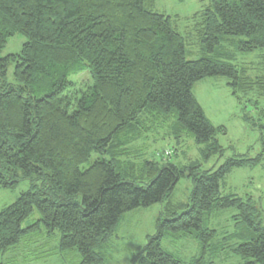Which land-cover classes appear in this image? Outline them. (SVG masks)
Instances as JSON below:
<instances>
[{
  "label": "trees",
  "instance_id": "1",
  "mask_svg": "<svg viewBox=\"0 0 264 264\" xmlns=\"http://www.w3.org/2000/svg\"><path fill=\"white\" fill-rule=\"evenodd\" d=\"M154 5L155 0H0V52L8 38L26 39L19 54L0 57V185L14 187L32 175L39 181L0 212V253L42 225L48 234L60 233L62 250L76 248L81 264H103L101 250L120 218L162 203L187 178L188 202L162 207L156 233L131 263L181 264L162 250V239L191 235L200 256L190 264H201L216 236L204 217L238 208L253 235L233 253L247 259L244 264H264V226L255 222L250 200L220 191L228 174L257 164L258 157L235 156L215 171L144 159L141 184L118 171L134 169L125 158L135 153L132 143L170 123L204 145L203 160L221 157L216 136L225 130L206 118L193 86L225 78L244 107L251 91L264 88V78L251 81L230 63L188 60L176 18L154 12ZM192 20L207 55L222 37L242 38L237 47L243 53L264 48V0H211ZM11 61L17 86L6 81ZM85 71L90 84L68 79ZM254 110L242 118L262 138L264 109ZM93 154L100 158L81 170ZM34 210L39 220L23 227Z\"/></svg>",
  "mask_w": 264,
  "mask_h": 264
},
{
  "label": "rangeland",
  "instance_id": "2",
  "mask_svg": "<svg viewBox=\"0 0 264 264\" xmlns=\"http://www.w3.org/2000/svg\"><path fill=\"white\" fill-rule=\"evenodd\" d=\"M211 0H155L153 11L176 18L178 32L186 39L188 60L194 61L209 57L220 62L230 63L238 70H245L251 81L264 78V48L251 53L238 50V42L242 38L222 37L220 44L210 55L201 50L198 37L194 30L193 14L204 10ZM25 37L16 34L7 39L0 57L20 53ZM14 62L7 68L6 81L17 86L13 77ZM73 72V71H71ZM68 79L77 86L90 84L88 72L72 74ZM225 78H207L197 82L192 93L202 107L206 118L214 127H222L224 134L219 133L216 139L224 148L221 157L213 156L203 160L201 150L204 145H198L186 132H176L171 123L160 127L145 138L135 141L129 147L131 152L126 159L134 165V169L118 170L127 180L141 184L139 168L142 161L152 160L160 163L166 161L178 167H188L198 163L200 170L215 171L229 158L244 155L247 159L259 158L257 164L234 169L221 183L222 196L236 195L245 203L250 200L255 213L257 225L264 226V134L260 138L258 130L248 125L242 118L244 114L254 115V106L264 109V88L251 91L246 104L238 102L232 96ZM245 102L244 100H242ZM173 124V120H172ZM175 124V121H174ZM171 126V128H170ZM170 151L171 157H165L164 152ZM173 151V152H172ZM100 156L93 154L89 161L80 166L87 169ZM125 160V159H124ZM31 183L38 184L35 175L29 178H20L14 187L4 188L0 185V212L15 202L19 195L30 190ZM192 191V182L182 178L175 186L172 194L162 203L148 208H139L124 214L109 239L102 248L103 264H132V258L143 249L147 238L156 233V220L160 216L162 207L172 204L187 203ZM238 208H228L204 217V226L216 232L210 244V251L206 253L201 264H244L247 259L237 256L233 249L237 245L248 241L253 235L252 229L242 220ZM39 214L34 210L32 216L23 224V227L39 220ZM163 251L169 253L181 264H190L200 256V244L191 235L179 238L164 237L161 242ZM0 264H81V258L76 250L60 248V233L54 231L48 234L42 225L24 236L18 244L7 251L0 253Z\"/></svg>",
  "mask_w": 264,
  "mask_h": 264
},
{
  "label": "built area",
  "instance_id": "3",
  "mask_svg": "<svg viewBox=\"0 0 264 264\" xmlns=\"http://www.w3.org/2000/svg\"><path fill=\"white\" fill-rule=\"evenodd\" d=\"M170 154H171V152H170V151H166V152H164V156H165V157H169V156H170Z\"/></svg>",
  "mask_w": 264,
  "mask_h": 264
},
{
  "label": "crops",
  "instance_id": "4",
  "mask_svg": "<svg viewBox=\"0 0 264 264\" xmlns=\"http://www.w3.org/2000/svg\"><path fill=\"white\" fill-rule=\"evenodd\" d=\"M162 210V209H161Z\"/></svg>",
  "mask_w": 264,
  "mask_h": 264
}]
</instances>
